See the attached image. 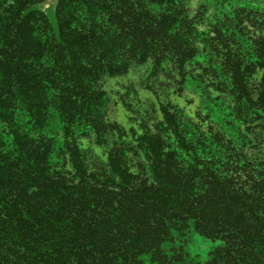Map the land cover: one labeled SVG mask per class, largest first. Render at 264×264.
I'll use <instances>...</instances> for the list:
<instances>
[{
  "label": "trees",
  "instance_id": "16d2710c",
  "mask_svg": "<svg viewBox=\"0 0 264 264\" xmlns=\"http://www.w3.org/2000/svg\"><path fill=\"white\" fill-rule=\"evenodd\" d=\"M46 2L0 0V264H264V0Z\"/></svg>",
  "mask_w": 264,
  "mask_h": 264
},
{
  "label": "rangeland",
  "instance_id": "374dc122",
  "mask_svg": "<svg viewBox=\"0 0 264 264\" xmlns=\"http://www.w3.org/2000/svg\"><path fill=\"white\" fill-rule=\"evenodd\" d=\"M51 5H52V0H47L46 4L42 5L41 8L46 11L48 14H50L51 11ZM134 80V84L138 82V76L134 74H129L126 78L122 79H107L104 84V90L108 94L110 100L112 101L111 103V108L109 112L107 113V119L110 121H115L124 128H129V124L126 119L125 112L123 111L121 105L119 103L113 104V101L116 99L115 92H121L122 89L117 83L124 84L126 82ZM135 89L138 92L140 98L144 100H148L149 102H152L156 107H157V100L155 97L148 92H145L142 90L138 84H135ZM167 100L174 104L177 105L180 108L184 107V99L179 98L175 96L171 90H169L168 95H167ZM214 245V243H211L210 241H203L200 238L194 236L192 237L191 244L189 246V251H190V257L194 258L197 257L198 259L200 258L203 259L205 258L206 252Z\"/></svg>",
  "mask_w": 264,
  "mask_h": 264
}]
</instances>
